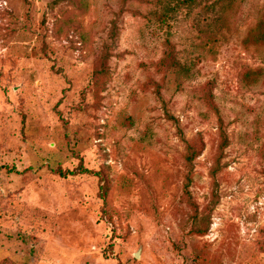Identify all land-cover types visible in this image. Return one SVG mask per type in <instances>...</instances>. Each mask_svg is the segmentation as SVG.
I'll return each mask as SVG.
<instances>
[{
	"label": "rangeland",
	"instance_id": "374dc122",
	"mask_svg": "<svg viewBox=\"0 0 264 264\" xmlns=\"http://www.w3.org/2000/svg\"><path fill=\"white\" fill-rule=\"evenodd\" d=\"M0 264H264V0H0Z\"/></svg>",
	"mask_w": 264,
	"mask_h": 264
}]
</instances>
